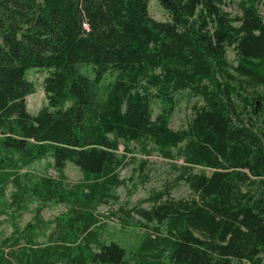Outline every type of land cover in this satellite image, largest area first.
Here are the masks:
<instances>
[{
  "label": "trees",
  "instance_id": "1",
  "mask_svg": "<svg viewBox=\"0 0 264 264\" xmlns=\"http://www.w3.org/2000/svg\"><path fill=\"white\" fill-rule=\"evenodd\" d=\"M158 2L167 19L149 0H0V264H128L109 216L144 228L134 264H264V0ZM29 66L48 70L35 114ZM180 98L192 112L173 129ZM131 141L170 159L189 196L166 185L100 214L134 178L120 173ZM43 158L55 175L28 168ZM54 203L50 228L40 211Z\"/></svg>",
  "mask_w": 264,
  "mask_h": 264
},
{
  "label": "rangeland",
  "instance_id": "2",
  "mask_svg": "<svg viewBox=\"0 0 264 264\" xmlns=\"http://www.w3.org/2000/svg\"><path fill=\"white\" fill-rule=\"evenodd\" d=\"M234 5L232 4L230 8H232ZM158 0H149L148 3V11L151 16L154 17V19H167L166 11L161 8ZM261 8V13L263 14L264 19V4H259ZM235 51L233 48H228L226 57L230 60V62L234 63L236 61L234 57ZM89 69V68H87ZM48 73V70L44 67H32L29 66L25 70V77L28 78L32 83V91L29 92L25 99L24 103H26V108L28 112L35 114L41 106H43L45 102V91L43 90V80L44 76ZM194 98H180L178 103L174 106V111L171 115V119H169L170 126L175 129L180 126H185L187 123V117L191 115L192 109L190 108L191 103L193 102ZM153 110L156 111V105L154 104ZM129 147L133 148V153L128 154L130 157V154L133 155L132 158H130L129 163L127 164L126 168L123 170H120V173L123 177H127L134 174V178L132 180H129L126 183V186H118L115 189V193L118 194V202L114 203L111 202L108 204L101 205L99 208H97V211H99L100 214H104L108 212V209L115 208L119 203H128V206L137 205L138 202L141 201V199L145 198V196H148L149 194L153 193V191L157 189H163L165 186H170V196H173L174 199H178L179 197H188L189 196V189L186 183H184L183 180H177L175 181V174L176 172L173 171L172 162L170 159L161 158L159 157L158 153L154 151L151 153V155L144 154L140 149L135 146V144L131 141L128 144ZM122 146L119 145L120 152L122 151ZM144 158L147 162L144 165L143 171L147 172V177L145 180H139L138 177H136L137 171H139V159ZM50 158H43L38 162H32L28 168H33L35 171L41 172V171H47L48 174L51 176L55 175V170L51 167H47L46 162L50 161ZM177 162H181V159H177ZM65 167H64V175H67V177L74 181H78V179L82 178L81 170L78 166H75L70 161H65ZM197 170V168H194ZM34 203L32 204V206ZM141 205L145 207H149L151 205L150 202L144 201L141 203ZM64 206L61 203H54V204H48L45 206L41 211V217L43 219H48V226L52 228L54 225L52 222H54L55 217L59 214V212H62L64 210ZM22 215L19 218V225H22L24 223H27L31 217V211L30 212H22ZM117 218L109 216L105 223H107V228L110 231V239L114 242H119L120 245L125 247L126 250V256H124L125 260H128V264H134L135 260L133 259L134 256H136V251L139 249V245L142 243L145 233L142 232L144 228H137L135 225H129V227H120V223L116 221ZM10 222L7 220L6 215H0V237L6 236L11 232ZM46 229V233L49 231V229ZM39 240H43L42 236H39Z\"/></svg>",
  "mask_w": 264,
  "mask_h": 264
}]
</instances>
